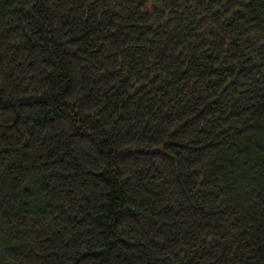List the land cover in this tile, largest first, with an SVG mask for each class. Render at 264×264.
I'll use <instances>...</instances> for the list:
<instances>
[{"label":"trees","instance_id":"obj_1","mask_svg":"<svg viewBox=\"0 0 264 264\" xmlns=\"http://www.w3.org/2000/svg\"><path fill=\"white\" fill-rule=\"evenodd\" d=\"M0 264H264V0H0Z\"/></svg>","mask_w":264,"mask_h":264}]
</instances>
